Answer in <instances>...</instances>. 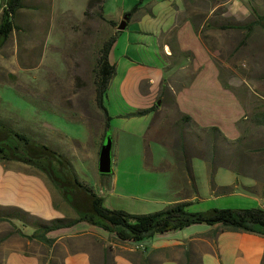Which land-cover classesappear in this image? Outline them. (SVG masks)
<instances>
[{"label": "crops", "instance_id": "crops-1", "mask_svg": "<svg viewBox=\"0 0 264 264\" xmlns=\"http://www.w3.org/2000/svg\"><path fill=\"white\" fill-rule=\"evenodd\" d=\"M43 1L22 0L23 6L17 12L23 13V27H40L50 33L54 45L41 57V62H46L60 55L64 28L57 18L71 10L72 4L71 0H50L49 9L43 11ZM130 1L140 5L128 15L121 32L131 22L135 23L134 34L127 38L126 47L134 49L137 57L124 53L111 58V49L109 59L115 63L116 72L103 104L111 117L109 128L118 126L137 137H148L163 155L157 162L153 151L149 152L150 158L144 153L142 156V169L144 166L153 174L169 175L166 185L145 189L149 194L143 199L148 209L144 213L176 203H187L188 211L213 207L264 208V56L240 59L237 54L239 47L247 45L244 41L256 36L255 27L249 33L245 29L223 27L224 20H238L243 14L239 1L148 0L144 5L142 0L125 2ZM134 4L127 8L123 2L116 19L106 17L120 22ZM43 15L50 16L48 24L42 23V18L37 19ZM210 17L212 23L205 27ZM257 31L264 36V28ZM126 80L148 81L153 87L151 92H140L146 97L144 106L113 107L111 98L117 94L112 93V86L121 88ZM167 92L172 95V103L162 104V96ZM154 104L156 109L144 115L126 116ZM54 107L55 111L59 108ZM48 111L45 108L43 118H39L40 126L48 130L41 141L67 155L60 147L64 135L46 119ZM183 115L190 116L191 121L184 122ZM210 127L217 130H208ZM180 134L191 154V165L194 156L205 164L207 182L198 186L194 176L193 192L183 190L173 169L169 147ZM212 151L214 168L209 162ZM69 157L73 158L71 153ZM96 170L99 172L93 165L90 172L74 167L77 177L92 189L89 178L94 176L95 182L101 183L102 191L106 181L100 179ZM112 185L109 192L116 188L115 175ZM223 187L229 190L221 192ZM103 203L117 209L105 204L104 198ZM8 206L46 221L76 215L44 172L20 162L0 161V207ZM13 222L26 234L33 230L20 221ZM7 225L11 229L0 236L13 230L9 222H0V226ZM13 234L0 245L4 264H262L264 257V235L203 223H192L137 241L120 240L115 232L84 222L49 232L48 237L54 238L49 246L34 240L24 241V237L16 234V238ZM13 244L16 245L11 247ZM31 244L38 250L28 249Z\"/></svg>", "mask_w": 264, "mask_h": 264}, {"label": "rangeland", "instance_id": "rangeland-1", "mask_svg": "<svg viewBox=\"0 0 264 264\" xmlns=\"http://www.w3.org/2000/svg\"><path fill=\"white\" fill-rule=\"evenodd\" d=\"M125 1L71 0L73 10H67L57 18V22L64 28L60 55L46 62H41V57L43 52H48L54 45L50 33L40 27L32 29L23 27V13L17 12L14 18L17 29L11 32L0 49V118L5 119L6 123L16 130L41 140L48 134V130L39 124V118H43V110L46 108L49 110L47 112L49 117L46 119L52 121L64 135L60 147L67 152L68 157L70 153L72 154L73 158L69 157V160L73 168L80 166L87 169V172H90L92 165L97 166L98 169V151L101 142L103 139L106 142L107 138L111 137V172L100 173L96 170L100 179L106 181V187L103 186L100 191L102 185L95 182L94 176L89 178V182L93 190L104 198L105 204L109 206L112 204L115 208H121L131 214H145L148 209L143 199L149 194L145 189L152 185H166L169 175L153 174V171L144 166L142 169V156L144 153V156L150 158L149 152L153 151L157 162L162 153L157 150L158 145L148 137L145 139L137 137L134 132H125L118 126L104 130L103 112L94 98V68L99 50L103 41L118 29V25H112L107 17L116 19L123 2L128 6L127 8H131L134 4ZM146 1L148 0H142V4L144 5ZM238 1L240 13L243 14L238 20H224V23H247L257 20V13H264V2L261 0H252L253 3L250 0ZM43 2L41 7L44 8L43 11H47L50 0ZM210 2H207L208 6ZM80 9H84L81 14L75 13L80 12ZM39 18H42V23H49V15L37 17ZM205 23H207L205 27L209 26L212 18H208ZM36 24L39 26V23ZM257 26L258 24L253 26L256 29L254 31L256 36L244 41L243 43L247 45L238 48L237 54L240 59L264 56V36L257 31L261 26ZM135 27V23L131 22L127 29L118 34L110 54L111 58H117L124 53L131 58L137 57L134 49L126 47L127 38L132 37ZM121 86V88L112 86V93L115 92L117 95L111 98V104L116 109L144 106L146 97H142L140 92L142 90L151 92L153 89L148 81L136 83L135 80H126ZM120 93L124 95L121 96ZM161 103H172V95L167 92L162 96ZM55 105L59 107L57 111ZM70 107L73 109L70 110ZM170 119L169 117L168 120ZM103 133L105 138H102ZM192 167L197 185L206 183L203 160L198 156L192 157ZM113 175L116 177V188L113 192H109L113 186ZM120 188L123 190L122 193ZM189 210H192V207ZM80 225L82 224L78 226ZM10 229L8 225L0 226V233ZM27 230L31 231V228L28 227ZM13 235L18 237L16 233ZM23 240L27 241L26 238ZM28 249L38 250L32 244ZM0 258H2L1 253Z\"/></svg>", "mask_w": 264, "mask_h": 264}, {"label": "trees", "instance_id": "trees-1", "mask_svg": "<svg viewBox=\"0 0 264 264\" xmlns=\"http://www.w3.org/2000/svg\"><path fill=\"white\" fill-rule=\"evenodd\" d=\"M255 1V0H253ZM250 0L251 3H253ZM264 2V0H261ZM140 2L133 5L132 9L125 14L131 16L138 8ZM22 0H1L0 3V49L7 41L11 32L17 29L14 22L16 12L22 8ZM87 14V11H85ZM257 20L247 23L226 24L223 27L245 29L249 33L253 26L258 24L264 28V13L256 14ZM101 18L106 19L101 16ZM112 25L116 23L108 19ZM121 30L103 41L94 68V91L95 102L104 116V130L109 129L110 115L104 104V96L111 79L116 72V65L109 59V53ZM156 104L127 113L126 116H140L155 110ZM184 122H190V116L183 115ZM208 130H217L210 127ZM105 138L103 133L102 138ZM111 138V137H109ZM104 143L101 142V145ZM173 161V169L176 176L181 180L183 190L193 192L195 179L191 165V154L188 153L182 135L180 134L169 147ZM99 152V151H98ZM0 161L20 162L37 168L45 173L51 183L59 190L64 200L76 213L73 217H56L51 220H42L29 215L17 207H0V222L7 221L13 230L0 236V245L12 233H16L28 240L51 245L54 238L48 237V233L74 226L84 222L94 225L109 232H115L120 240L137 241L150 237L156 233L178 229L192 223L206 225H220L229 230L255 232L264 235V208H218L213 207L202 211L186 210L187 203H176L162 210L147 214H131L121 209H111L104 205L102 196L84 181H81L73 168L69 157L56 150L53 146L36 140L23 131L16 130L7 124L5 119L0 118ZM210 166L214 168L213 151L209 158ZM229 188L223 187L221 192H227ZM13 220L22 222V225L32 227L30 234L24 233L16 226ZM0 264H4L0 258ZM264 264V257L262 260Z\"/></svg>", "mask_w": 264, "mask_h": 264}, {"label": "water", "instance_id": "water-1", "mask_svg": "<svg viewBox=\"0 0 264 264\" xmlns=\"http://www.w3.org/2000/svg\"><path fill=\"white\" fill-rule=\"evenodd\" d=\"M128 20V14H125L121 21L119 22L117 28L122 30L126 26V21ZM159 103V101H158ZM111 146L112 141L111 138H107L106 142H104L99 149L98 153V171L100 173H110L111 172Z\"/></svg>", "mask_w": 264, "mask_h": 264}]
</instances>
